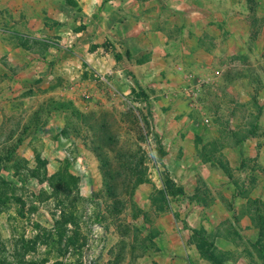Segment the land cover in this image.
<instances>
[{"label": "rangeland", "instance_id": "rangeland-1", "mask_svg": "<svg viewBox=\"0 0 264 264\" xmlns=\"http://www.w3.org/2000/svg\"><path fill=\"white\" fill-rule=\"evenodd\" d=\"M175 1L133 0L132 18L154 20V30L163 33L156 20H176L178 10L170 6ZM193 1L196 13L202 14L199 20H227V14L234 19L238 14V20H260V28L264 26V0L259 5L257 0ZM71 5L75 34L84 25H77L79 9L75 1ZM164 29L172 31L170 26ZM94 33L91 41H84L87 50L97 49V56L85 57L88 63L64 54L57 41L62 37L54 34L48 81L39 84L30 105L0 126V264H161L156 261L162 246L158 217L178 210L177 205L176 219L184 222L187 202L177 195L182 187L163 164L166 152L157 114L165 107L157 105L155 84L144 79L151 53L141 51L138 42L131 50L117 46L98 27L88 35ZM72 44L69 49L76 53V40ZM34 46L43 62L48 46ZM249 59L245 57L248 65ZM252 59L254 66L264 65V52ZM254 122L244 124L252 128ZM217 123L221 133L231 124L238 126ZM223 139L203 147L200 157L214 168L202 172L191 200L211 206L217 189L210 182L221 174L228 182L222 193L231 197L225 207L231 211L234 198L241 197L242 206L248 199L246 215L258 237L241 245L234 213L224 228L232 249L215 245L214 233L203 228L186 232L184 240L196 248L202 264H236L237 248L250 264H264V166L240 156L233 167L219 153V145L232 138ZM202 238L212 245L213 261L198 249H207Z\"/></svg>", "mask_w": 264, "mask_h": 264}, {"label": "crops", "instance_id": "crops-1", "mask_svg": "<svg viewBox=\"0 0 264 264\" xmlns=\"http://www.w3.org/2000/svg\"><path fill=\"white\" fill-rule=\"evenodd\" d=\"M71 1L79 9L77 25L86 26L75 34L71 31L76 21L69 17ZM257 1L259 5L260 0ZM132 2L0 0V126L8 116L30 105L31 95L39 84L48 81L46 68L54 34L62 37L57 41L64 54L81 57L83 63L89 61L85 57L97 56V49L89 51L84 43L95 36V33L88 35L95 27L103 29L109 41L119 43L116 45L124 49L131 50L138 42L141 51L151 53L145 62V83L155 84L157 105L165 107L157 114L158 131L164 138L166 152L163 164L172 180L182 187L181 199L187 202L183 208L184 222L176 219V211H180L177 205L178 210L165 211L158 217L162 246L156 261L202 264L196 248L184 240L183 234L192 229L213 232L215 245L232 249L233 242L226 240L224 228L233 222L231 218L236 213L238 231L243 238L240 244L254 243L258 237V230L250 225L246 215L248 199H243L242 206L241 197L234 198L231 211L225 207L231 201V197L222 193L226 189L223 183H228L226 177L213 176L210 184L217 189V195L211 206L193 202L191 196L200 185L202 172L214 168L210 161L200 157L207 143L222 142L229 136L232 141L220 144L219 153L233 167L237 166L240 156L244 161L252 160L264 166V65L254 66L252 59L260 58L264 52V26L260 28V20H238L241 16L236 13L234 19H228L227 14V20H199L202 14L196 13L193 0H176L170 4L178 10L176 20H156L161 33L154 30V20H133ZM169 26L171 33L164 29ZM75 40L76 53L69 49ZM249 41H253L251 48ZM35 43L48 46L41 54L43 62L38 59ZM246 56H251L250 65L246 64ZM153 78H156L154 83ZM245 109H249L246 115ZM251 113L255 116L250 117ZM249 120L255 121L252 128L244 124ZM217 122L221 126L230 123L238 126L231 124L221 133ZM242 129L250 131L241 132ZM237 249L236 264H250L245 252ZM234 262L226 260L223 264Z\"/></svg>", "mask_w": 264, "mask_h": 264}, {"label": "trees", "instance_id": "trees-1", "mask_svg": "<svg viewBox=\"0 0 264 264\" xmlns=\"http://www.w3.org/2000/svg\"><path fill=\"white\" fill-rule=\"evenodd\" d=\"M182 194H183L182 188H178L177 189V195H182ZM173 195H176V194H173ZM201 242L207 246V249L201 248L200 246H198V249L200 250V252L202 254H206V258L208 260L213 261L214 257L212 256V253L208 250V249H210L212 247V245L207 244V242L203 238L201 239Z\"/></svg>", "mask_w": 264, "mask_h": 264}]
</instances>
